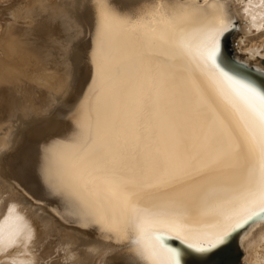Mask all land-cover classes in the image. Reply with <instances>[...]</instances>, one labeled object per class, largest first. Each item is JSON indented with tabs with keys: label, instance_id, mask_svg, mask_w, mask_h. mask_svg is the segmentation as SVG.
I'll list each match as a JSON object with an SVG mask.
<instances>
[{
	"label": "snow or ice",
	"instance_id": "1",
	"mask_svg": "<svg viewBox=\"0 0 264 264\" xmlns=\"http://www.w3.org/2000/svg\"><path fill=\"white\" fill-rule=\"evenodd\" d=\"M96 3L101 35L116 43V29L140 30L160 81L179 79V96H169L159 85L156 95L166 98L194 131L197 124L206 127L199 138L203 156L187 155V147L182 153L176 141L170 152L165 150L163 162L151 156L141 159L119 131L115 113L109 116L101 107L97 87L94 104L81 111L72 131L44 149L40 170L46 195L72 211L75 219L69 223L117 233L125 241L128 264L208 259L235 236L243 238L264 224V87L229 69L222 53L225 35L237 25L223 11L209 17L190 0H180L182 10L170 15L155 6L148 20L125 18L112 0ZM160 24L162 29L154 26ZM96 47L100 51V45ZM120 52L117 46L114 61ZM253 70L264 75V69ZM110 73L108 53L101 51L93 77L97 86L105 84ZM242 159L248 161L242 182L218 175ZM121 165L134 166L140 179L149 173L154 179L137 188ZM155 193L165 195L143 202Z\"/></svg>",
	"mask_w": 264,
	"mask_h": 264
},
{
	"label": "bare ground",
	"instance_id": "2",
	"mask_svg": "<svg viewBox=\"0 0 264 264\" xmlns=\"http://www.w3.org/2000/svg\"><path fill=\"white\" fill-rule=\"evenodd\" d=\"M190 2L209 17L223 11L226 18H231L237 25L228 35L234 55L264 69V0ZM112 4L121 15L132 19H150L147 13L155 11V6L169 15L182 10L180 0H112ZM98 12L96 0H0V264L45 263V239L54 234L76 250L71 264H128L125 241L117 233L68 222L75 219L72 211L60 208L46 195L40 170L44 149L72 131L81 111L94 104L97 87L102 93L101 107L109 116L115 113L119 131L141 159L151 156L163 162L165 150L170 152L176 141L182 153L187 147V155L203 156L199 138L206 127L197 124L194 131L188 121L173 112L166 98L156 95L159 85L169 96H179L183 91L179 79L160 81L155 58L148 54L140 30L116 29V43L101 35ZM73 29L77 37L71 39V47L68 44L64 48L69 51L71 68L59 70L56 65L54 71L50 69L54 77L47 82H52L41 91L45 78L41 79L40 70L49 69L51 62L63 55L64 45L59 39ZM117 46L121 52L114 61ZM101 51L108 53L111 73L105 84L97 86L93 77ZM29 73H34L36 84L29 76L28 84L23 81ZM46 93H50L47 101ZM92 116L95 119V110ZM247 164L242 159L235 168L223 169L218 175L240 183ZM120 167L137 188L154 179L152 173L140 179L134 166ZM164 195L155 193L143 202ZM236 242L241 252L236 264H264V224H257L243 238L237 236Z\"/></svg>",
	"mask_w": 264,
	"mask_h": 264
},
{
	"label": "water",
	"instance_id": "3",
	"mask_svg": "<svg viewBox=\"0 0 264 264\" xmlns=\"http://www.w3.org/2000/svg\"><path fill=\"white\" fill-rule=\"evenodd\" d=\"M229 33L225 35L222 42V53L224 56L226 66L232 71L253 80L260 87H264V75H260L258 72L253 70L254 68H256L255 67L256 65L252 63L247 64L246 61L239 59L237 56L234 55L232 42H231L232 37L228 36ZM237 61H243L244 64L249 65L251 67H242L241 64L238 63ZM237 236L239 237L240 235ZM237 236H235L231 240V242L227 245V247L221 249L214 256H211L210 258L203 260L194 256H189L186 258L188 259L186 263L187 264H236L241 258V252L239 249L240 247H238L236 244ZM173 243L176 242L173 241Z\"/></svg>",
	"mask_w": 264,
	"mask_h": 264
},
{
	"label": "rangeland",
	"instance_id": "4",
	"mask_svg": "<svg viewBox=\"0 0 264 264\" xmlns=\"http://www.w3.org/2000/svg\"><path fill=\"white\" fill-rule=\"evenodd\" d=\"M73 32H75L76 33V30H69V31H67L60 39H59V41H60V44H63L64 46H63V55H58V57H57V59H55L54 61H52L51 62V66L49 67V69H42V70H40V73H41V79H43V78H45V82L43 83L44 84V86H42L41 85V87H39L40 89H41V91H43V90H47L46 88H47V86H49V84H51V82L52 81H50V82H47V80H49L50 78H51V76H53V72L51 73V70L50 69H52V71H54V66H56V65H58L59 67V70L61 69V70H63V68H68V67H70L71 68V66H70V64H69V51L68 52H65V50H64V48L66 47V45H68L70 42V44H72L73 43V41L71 40V39H75V36H76V34H74ZM70 34V35H69ZM65 35H67V38H66V36ZM65 36V37H64ZM77 37V36H76ZM71 41H70V40ZM64 40V41H63ZM63 42V43H62ZM65 43V44H64ZM69 44V45H70ZM68 45V46H69ZM72 45H70V47H71ZM60 56V57H59ZM67 57V61H66V63L67 64H69V66L65 63V58ZM63 60V61H62ZM57 61H59V62H57ZM63 62V63H62ZM60 64H61V68H60ZM41 71H43V74H42V72ZM49 71V72H48ZM35 72H37V71H35ZM34 72V73H35ZM47 72V73H46ZM34 73H33V75H34ZM66 73V70L63 72V74H65ZM30 76V73L27 75V77H23V81L24 82H26V84H28V80L30 79V81H33V79L35 80V78H34V76ZM28 76H29V79H28ZM32 79H31V78ZM46 77H48V78H46ZM54 77V76H53ZM36 81V80H35ZM35 81H33V83H37V82H35ZM46 82H47V85H46ZM54 83V82H53ZM68 84V83H67ZM38 87V86H37ZM66 88H67V86H66ZM66 88H65V90H66ZM50 93H46V96H44V100H48L49 99V95ZM48 96V97H47ZM55 235V236H54ZM54 235H52V236H50V237H45V238H47V239H45V240H47L48 242L46 243L47 244V246H49V247H45V249H46V254H45V249H44V254L45 255H47L48 257H49V259H48V257L46 256V257H44V262L45 263H43V260H41V263L42 264H63L64 262V264H71L72 262H73V260H75V253H76V250L75 251H73L72 250V247L70 246V245H68V244H63V240H61V239H59V235L58 234H54ZM58 237V238H57ZM58 241V242H57ZM45 244V245H46ZM67 246H69V247H67ZM50 248V249H49ZM65 248V250H63ZM66 249L68 250V251H66ZM70 250V251H69ZM72 250V251H71ZM52 256V257H50V255ZM69 254V255H66V254ZM43 254V255H44ZM44 255V256H45ZM65 257L67 258L66 260H65ZM43 258V257H42ZM47 258V261H45V259ZM56 259V260H55ZM68 259H70V260H68ZM65 260V261H64ZM68 260V261H67ZM64 261V262H63ZM55 262V263H54ZM71 262V263H70Z\"/></svg>",
	"mask_w": 264,
	"mask_h": 264
}]
</instances>
